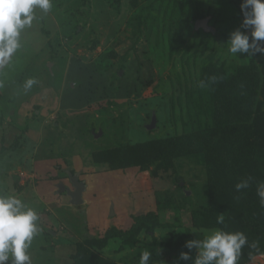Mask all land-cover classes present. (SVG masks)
I'll list each match as a JSON object with an SVG mask.
<instances>
[{
  "label": "rangeland",
  "instance_id": "1",
  "mask_svg": "<svg viewBox=\"0 0 264 264\" xmlns=\"http://www.w3.org/2000/svg\"><path fill=\"white\" fill-rule=\"evenodd\" d=\"M241 2L52 0L47 15L37 10L40 19L25 33L23 47L0 68V193L16 195L39 213L42 231L28 249L32 264H72L78 242L101 237L111 227L127 229L134 216L148 211L159 213L161 225L153 236L161 244L185 228L187 241L212 230L191 221L192 210L208 199L201 157L141 170L110 168L95 163L92 154L173 134L177 100L184 102L185 89L209 54L226 66L247 61V54L229 53L227 43L236 29L250 32L242 27ZM149 3L173 21L192 23L180 48L153 32L145 37V29L135 37L134 16ZM199 19L203 23L195 28ZM111 50L107 62L101 59ZM29 78L38 83L25 90ZM74 173L85 186L78 205L58 187L72 190ZM151 240L141 232L133 248L119 249L113 242L98 253L119 264H139L142 252L156 251ZM149 264L180 263L152 254ZM248 264H264V253Z\"/></svg>",
  "mask_w": 264,
  "mask_h": 264
},
{
  "label": "trees",
  "instance_id": "2",
  "mask_svg": "<svg viewBox=\"0 0 264 264\" xmlns=\"http://www.w3.org/2000/svg\"><path fill=\"white\" fill-rule=\"evenodd\" d=\"M152 3L141 5L140 12L134 16L138 25L135 37L140 38L145 29V37L153 32L159 41L165 38L168 46L176 44L180 48L184 36L193 29L192 23L173 21L160 13V6L155 7ZM132 4L137 6V1ZM156 15L163 24L160 28L155 25L158 22ZM194 17L200 18L202 13H195ZM179 53L183 54L180 62H186L185 54ZM111 54L112 50L101 59L107 62ZM99 67L100 64L98 71ZM201 81L205 86H200ZM187 88L184 102L177 100L179 119H175L173 134L94 152L92 158L95 163H107L110 168L137 166L147 170L152 164L156 169L169 168L175 159L181 157H201L208 199L204 206L192 210V226L243 231L249 243L258 242V248L246 245L242 249L238 264H248L255 256L264 253V206H261L256 191L257 183L264 181V56L256 53L246 62L232 67L209 54ZM248 177H251L249 187L237 192L235 184ZM221 214L224 223L217 224V217ZM159 225L158 212L138 214L127 229L111 227L101 237L78 242L71 255L72 264H119L103 258L98 251L113 242L119 249L133 248L141 232L151 236L150 246L156 247L152 252L155 256L168 262L194 264L197 254L194 248L189 250L185 246L190 236L189 228L174 232L161 244L153 236ZM181 252H188L190 259L179 260Z\"/></svg>",
  "mask_w": 264,
  "mask_h": 264
},
{
  "label": "clouds",
  "instance_id": "3",
  "mask_svg": "<svg viewBox=\"0 0 264 264\" xmlns=\"http://www.w3.org/2000/svg\"><path fill=\"white\" fill-rule=\"evenodd\" d=\"M52 0H0V68L8 65L14 55L23 47L25 33L38 22L37 10L47 15L52 9ZM242 27L250 30L236 29L231 32L227 41L229 53L264 56V0H242ZM211 79H215L212 77ZM38 81L29 78L24 82V89L30 90ZM200 86H205L200 82ZM2 87V84H0ZM251 177L243 178L235 184L240 192L249 187ZM257 195L261 206H264V181L257 183ZM38 211L29 206L14 194L0 193V264H32L28 253L33 239L42 228L38 221ZM224 223V216L217 217V224ZM196 233V231H193ZM258 248V242L249 243L243 231H226L215 228L203 235V239H192L185 246L198 250L194 264H238L242 249L245 246ZM150 251L140 254L139 264H149ZM179 260L190 259L188 252H181Z\"/></svg>",
  "mask_w": 264,
  "mask_h": 264
},
{
  "label": "water",
  "instance_id": "4",
  "mask_svg": "<svg viewBox=\"0 0 264 264\" xmlns=\"http://www.w3.org/2000/svg\"><path fill=\"white\" fill-rule=\"evenodd\" d=\"M202 21L203 20H201V19L197 20L195 22V28H197V26ZM154 120H155L154 117H152L151 124L149 125L148 128L153 127ZM100 134H101V132L99 131L98 134H96L95 137H98ZM69 180H70V182L72 184V188L73 189L71 190L70 188L65 187L64 184H59L58 185L59 191H61V192L64 191L69 196L71 204H73V205L81 204L83 202L82 193H83V191L85 189L84 183L82 181L78 180V174L77 173H74L73 175H71L69 177ZM9 188L11 190H13L11 177L9 178ZM110 214H113V211H112L111 208H110Z\"/></svg>",
  "mask_w": 264,
  "mask_h": 264
},
{
  "label": "flooded vegetation",
  "instance_id": "5",
  "mask_svg": "<svg viewBox=\"0 0 264 264\" xmlns=\"http://www.w3.org/2000/svg\"><path fill=\"white\" fill-rule=\"evenodd\" d=\"M71 183V182H70ZM73 189V188H72Z\"/></svg>",
  "mask_w": 264,
  "mask_h": 264
}]
</instances>
